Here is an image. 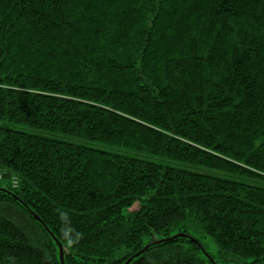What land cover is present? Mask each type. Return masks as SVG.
<instances>
[{"label": "trees", "instance_id": "trees-1", "mask_svg": "<svg viewBox=\"0 0 264 264\" xmlns=\"http://www.w3.org/2000/svg\"><path fill=\"white\" fill-rule=\"evenodd\" d=\"M142 262L264 264V0H0V264Z\"/></svg>", "mask_w": 264, "mask_h": 264}, {"label": "rangeland", "instance_id": "rangeland-1", "mask_svg": "<svg viewBox=\"0 0 264 264\" xmlns=\"http://www.w3.org/2000/svg\"><path fill=\"white\" fill-rule=\"evenodd\" d=\"M138 206H135L134 207V211L135 210H138ZM192 230V232L194 233V235L195 236H197V237H201L202 235L201 234H199L200 232H198L197 230H195L194 228L193 229H191ZM202 240V243L205 245V247H206V249H207V251H208V253L212 256V257H214L215 258V260L217 261V262H222V260H223V256H221V254H219V250H218V248H217V246H216V244H215V242L213 241V239H211L210 237H207V236H205V238L204 239H201ZM228 259V261H230V262H233V260L234 259H231V258H227Z\"/></svg>", "mask_w": 264, "mask_h": 264}, {"label": "snow or ice", "instance_id": "snow-or-ice-1", "mask_svg": "<svg viewBox=\"0 0 264 264\" xmlns=\"http://www.w3.org/2000/svg\"><path fill=\"white\" fill-rule=\"evenodd\" d=\"M207 2L212 3L213 0H207ZM213 6H214V5H213ZM60 259H63V256H61ZM142 264H143V262H142Z\"/></svg>", "mask_w": 264, "mask_h": 264}]
</instances>
